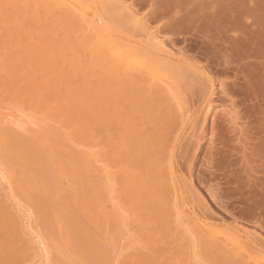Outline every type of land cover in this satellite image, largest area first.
I'll use <instances>...</instances> for the list:
<instances>
[{
  "label": "rangeland",
  "instance_id": "1",
  "mask_svg": "<svg viewBox=\"0 0 264 264\" xmlns=\"http://www.w3.org/2000/svg\"><path fill=\"white\" fill-rule=\"evenodd\" d=\"M13 1L0 0V16L6 13L9 20L7 30L4 27L0 29V36L13 32L15 37L20 36L23 37L22 40H26L23 42L19 39L20 37L16 38L23 44L16 41L13 44L10 43L12 46L15 45L14 47L7 44L6 47L9 46L6 49L11 52L12 48H14L12 51L20 47L26 48L24 53L27 55L29 53L30 56L31 53L32 56H39L43 52L44 56L48 51L47 55L54 53L57 55L58 52L55 49L47 50L48 48H44L47 46L35 44L34 38L38 37L37 39L44 41L45 36L49 34L53 36L55 31L60 37L64 29L54 31V26L53 30H49L51 32H46L52 21L44 18L47 20L45 22L42 18L40 20L43 24H39L40 21L31 20L27 12L36 3L32 5L31 0ZM103 1L109 3L112 9L120 11L116 20L111 18L115 23L113 27L115 30H121L139 38L145 37L144 39L147 40L151 32L164 42L165 49L173 53L174 57L186 58L185 60L189 63L195 64L197 73L205 72L210 84L207 93L210 92L212 97L203 103L201 95L188 96L187 102H190L186 105H190L189 112L194 111L195 122H198L194 128L190 126L191 128L186 129L183 144L177 150L178 174L181 182L179 186H172L155 181L128 184L121 179L117 150L130 140L123 137L122 139L114 132L121 128L118 125L121 122L124 123L123 117L127 114L129 125L142 123L140 127L149 123L142 122L149 114L142 118L141 116L144 115L142 112L140 115V112L132 113V108L128 110L129 112L125 110L129 107L125 94L127 91L126 96L132 94L129 90L123 91L121 88L122 91L113 93V96L108 93L109 97L105 95L107 100L102 95L104 101L100 100L102 103L99 101L98 110L108 115L106 119H109L106 120L107 122L104 121L107 124L102 126V123L93 121L95 123L93 125L90 122L94 129L89 127V131L94 132H90V137H93L89 139L92 140L95 146L92 145V147L100 156L101 162L99 161L100 163L98 162L96 166L100 167L102 164L105 168L107 167L102 170V175L107 173L108 169L112 171L108 177L112 176L115 181L113 200H110L106 190L104 176H100L102 167L92 166L91 168L77 163L75 169L67 165L56 169L58 163L64 160L62 156L71 157L76 152L60 137L54 139V148L57 149L55 156H59V159L55 157L52 161L47 150L41 148L39 140L32 139L28 132L15 134L11 138L12 143H16L15 146L19 143L23 147L20 148V153H31L30 159L33 162L28 168L20 163V168L24 170L23 174L26 178L37 180L39 183V189L31 191L37 215V220L34 222L37 231L50 233L52 217H58L59 227H62L64 231L63 238L61 233L57 236L61 238L64 255L68 256V261L72 264H229V258L218 254L216 250L203 256L196 255L198 247L192 243L193 240H190L188 229L190 231L194 227V230L198 228L204 232L207 227V230L210 228L212 232H215V242H221L224 247L227 246L226 248L232 245L229 238L234 237L242 242L246 250L251 251L249 254H252L254 249H262L263 257L260 264H264V0ZM21 2H26L23 4L24 7L20 5ZM26 4L32 7L28 5L26 10ZM16 6L23 11L16 9ZM25 11L29 14V18L26 17ZM21 12L24 13L20 14ZM140 23L145 24L146 29ZM38 28L46 30L42 31L45 36L40 34ZM65 34L68 35V32ZM30 37L33 39L31 43ZM30 48L33 49L28 52ZM61 50L63 52L60 48L59 57H61ZM65 50L68 52L67 49ZM17 51L20 52V50ZM0 52L5 53L2 45H0ZM21 54L25 55L23 52ZM28 76L34 81H39L41 75L37 71H31ZM190 77L173 86L181 84L185 87L184 90L190 91L194 87L197 91L198 85L191 83L194 78ZM105 78L107 79H104V85L109 86L111 83L115 90L117 80L110 79L108 75ZM55 84L58 88L61 87V92L65 90L64 83L57 81ZM89 85L90 88L98 86L94 82H90ZM32 91L35 93L37 89ZM40 94L34 95L40 96ZM55 94L57 95L56 92ZM8 97L5 86L0 85V106L7 105L11 98ZM59 97L65 98L62 95ZM208 101L211 104L210 108H208ZM121 110L122 113L124 112L123 117ZM134 113L140 115L137 117L141 121L133 118L136 117ZM152 117L151 114L147 120L156 118ZM127 120H125V126L128 125ZM173 120L170 117L164 122L171 124ZM99 124L100 127H98ZM187 144L190 149L186 150L184 146ZM140 154H146V152L136 151L134 155H137V159L134 160L133 167L147 174V171L151 172L152 168L146 165V159L139 158ZM165 157L167 158L168 155ZM61 172H65L70 181L77 183L74 187L78 189V192L74 188L57 196L58 193L53 189ZM82 182L86 183L85 188L81 187ZM65 184L67 186L68 182L66 181ZM6 192L0 181V210L7 206L15 211L17 208L12 199L6 198ZM94 199L101 202L104 208L100 210L102 214L98 210V201L95 200L96 205ZM85 200L91 202H89L91 208L89 203L86 204V213L81 208ZM176 202H180L181 206L184 204L186 208L183 206L182 209L186 210V214L190 217L198 216L201 223L191 222L190 225L186 223V227L184 223L182 227V223L180 224L175 214L173 215ZM113 204L121 207L123 217L117 214ZM3 217L8 216L0 213V264H36L39 253L36 243L29 242L27 239L30 237L24 233L14 235L12 229L9 232L10 225L2 222ZM217 232L218 234L224 232V236L216 235ZM10 233L13 234L10 235ZM203 244L206 245V242ZM203 244L201 246H204ZM245 254L248 256L247 253L242 252L238 258L243 260ZM58 256L55 254L56 259ZM55 257H52V260Z\"/></svg>",
  "mask_w": 264,
  "mask_h": 264
},
{
  "label": "bare ground",
  "instance_id": "2",
  "mask_svg": "<svg viewBox=\"0 0 264 264\" xmlns=\"http://www.w3.org/2000/svg\"><path fill=\"white\" fill-rule=\"evenodd\" d=\"M27 1L28 0H26V2ZM31 2H33L32 5L36 3L32 9L27 11L30 14L31 20H38L40 21L39 24L42 23L40 20L42 18L45 22H47L48 19V21H52V24L55 22L56 25L54 23L53 27L50 23L51 28L46 26L49 27L47 31L45 30L46 32L50 29L53 30L52 28H54V26V31L55 29L57 31L64 29L62 35H66L65 33L68 32V35H63L64 37L59 32V37L56 31L55 33L52 31L54 35H47V39L41 27L37 30H40V34H43L46 40L45 37L44 41L36 37L34 38V43L47 46H43L44 48H48L47 50L55 49L58 53L59 49L62 48L63 52L65 51L66 54H63L61 50V57H59L60 55L58 53L57 55H55V53L53 55H47L48 51L45 52L46 55L43 56L42 54H44V52L40 50L43 53L39 54V56H32V53L30 56L28 52H31L33 48H30V50L28 49L27 55L24 53L26 48H22L23 51H21L22 49L19 46V44L22 45L26 39L22 40L23 37L21 38L20 36V38L17 36L15 37L13 32L0 36V45L5 48V53L0 52V85L5 86V90L9 97H11H8L9 102L6 106H0V181L7 191L6 198L12 199L14 206L17 208L15 211H12L7 206H4V209H1L0 213L2 215L7 214L8 216L3 217L2 222L10 225L9 232H11L12 229L14 235H22L24 233L30 237L27 239L29 242L36 243L39 252L36 264H72L68 261V256L64 255L61 238L57 236L58 233H61L63 238L64 231L62 227H59L58 217H52V231L50 233L45 234L39 232L34 225V222L37 220V215L34 209L31 191L38 190L39 183L37 180L26 178L23 174L24 170L20 168V163L27 168L32 166L33 162L30 159L31 153H20V148L23 147L19 143L15 146L16 143H12L13 141L11 138H13L15 134H26L25 132H28L30 134L28 135L32 139L40 141L41 148L47 150V153L52 157V161H54L55 157L59 159V156H55L57 149L54 148V139L60 137L69 147L76 150V152L71 157L62 156L64 160L62 163H58L56 169H60L65 165L75 169L77 163H82L92 168V166H96L100 161V156L98 155V151L92 147V145L94 146L91 140L93 136L90 137L91 130L89 131V127L92 130L94 129L93 125L95 123H93V121L100 124L102 123L101 126L106 125L107 123L105 122L109 119H106L108 115L106 116V114L98 110L102 95L105 97V95L108 96L109 94H115V92H121L122 89L123 91L129 90V93L132 94L126 96L128 93L127 91V93L125 92V97L128 99L127 101H129L128 106L130 108L128 107V109L125 110L128 111L132 108V113L140 112V115L141 112L144 113V115L141 116L142 118L148 114L150 116L152 114V118H156L148 121L147 117L150 118V116L148 115L145 117V121L142 122H149L148 124H144V127L147 125L145 129L144 127H140L142 123L130 124L132 126L130 127V121L127 120L128 114L126 113V117H123L124 112L122 113L121 110L122 114H120L124 118V123H119L120 125H118V127L121 126V128L115 130L116 132H114V134L120 135L119 137L121 138H128V141L130 140L117 150L119 151V167L122 174L121 179L128 184H141L146 181H155L165 185L179 186L181 180L178 174L179 159L176 153L183 144L182 142L186 129H188V127L194 128L198 122H195L196 115L194 111H190L191 113L189 112L190 105L186 104L190 101H187L190 95L194 94H196V96L197 94L201 95L203 97L202 100H204L203 103L212 96L210 92L207 93L210 85L207 81V74L205 72H195L197 66L193 63H189L185 60L186 58L174 57L172 55L173 53L165 49L164 42L158 36L152 35L150 32V36H148L149 40H147L144 39L145 37L139 38L136 35L121 30H115L113 28L115 23L111 18L116 20L120 15V11L115 8L112 9V6L106 1L31 0ZM21 3L20 5L22 6L24 3ZM28 5L30 7V4ZM28 5L25 9L28 8ZM16 7L14 8L23 11L18 6ZM23 13L24 12H21L20 14ZM28 13L26 14L25 11L27 18H29ZM5 14L6 13L0 16V29L4 27V29L7 30L9 20L7 19L8 17H6L7 14ZM132 17H134V15ZM135 22H137V20ZM19 24H21V22ZM141 26L144 29L147 27L145 24H141ZM37 34L39 33L37 32ZM16 38H19L23 42H18ZM30 38L32 39V37ZM16 41L19 43H16V45L20 47L19 49L12 51L14 50V48H12L11 52L9 49H6L9 46L6 47L7 44H13ZM31 41H33V39L30 40V43ZM14 46L15 45L12 47ZM65 49H67L68 52H66ZM17 50H20V52ZM22 52L25 55H22ZM31 71L40 73L41 76L39 81H34L32 77L28 76ZM107 75L110 76V79L117 80L118 83H116L117 88H115V90L111 83L110 85L107 84L109 86L104 85V79H107L105 78ZM188 76H191V79L194 78L190 81L191 83L194 82L195 86L196 84L198 85L197 88L199 89H197V91L194 87L190 91L184 90L183 88L185 87L181 84L173 86L174 84L183 82ZM51 79H53V82H51ZM57 81L65 84V90L62 92L60 90L61 87L58 88L55 84ZM89 81L96 83L98 85H96L97 88H92L94 86H92L93 83L90 88ZM186 82H188V80ZM116 84H114L115 87ZM170 85H172L173 88ZM169 87H171V89ZM189 87H191V85ZM32 89H37V92L34 93ZM34 94H40V96ZM60 95L65 98L59 97ZM105 100H107V98ZM103 101L104 100H102V102ZM138 106L140 107L136 108ZM210 106L211 104L208 101V108H210ZM66 112L68 114H65ZM132 113L130 112V114ZM135 113L134 116L136 117L133 118L137 119V116L140 115H136ZM170 117L171 120H173L174 117L173 122L171 121V124H166L164 122L165 119H169ZM125 120L128 121H126V123H128L127 126H125ZM139 121H141V119H139ZM90 122L93 123V125ZM100 124L98 127H100ZM90 144L91 147H89ZM184 147L186 150L190 149L188 144ZM137 150L146 152V154H140L139 158L147 160L146 165L152 168L151 172L147 171L146 174L133 167V162L137 159V155H134ZM167 155L168 157L166 158L165 156ZM100 165L102 168L99 166L96 167L101 169V176L102 170L107 167L105 168L102 164ZM111 174L112 171L108 169L107 173L102 175L104 176V180H102L106 182L104 183L107 185L106 190L110 195V200H113L115 181L112 176H110L111 178L108 177ZM106 177L108 178L106 179ZM66 181L68 182L67 186L65 184ZM76 184V182H72L68 179L65 172H61L53 190L58 193L57 196H60L61 194L73 190ZM85 186L86 183L82 182L81 187L85 188ZM75 190L78 192L77 188H75ZM179 195H181V193ZM95 200L96 199H94V201ZM96 201H98V210L100 214H102L101 211L104 208L98 199ZM89 202L85 200L81 205L85 213L87 211L86 204ZM90 203L89 206L91 208ZM179 203L180 202H176L174 211H172L177 221L180 224L182 223V227L184 223L185 227L186 223H189L188 225H190L191 222L201 223V219L198 216H188L185 212L186 210L182 209L184 204L181 206ZM114 208H116L117 214L123 217L121 207L119 208L118 205V207L115 206ZM183 208L186 207L184 206ZM104 211L103 213H105ZM203 224L205 226V223ZM206 230L202 232L198 230V228L194 230V227L190 231L188 229L190 240H193L192 243H194V245L196 244V247H198L196 255L199 254L203 256L212 250H216L218 254H223L224 257L229 258H227L230 261L229 264H248L251 262L260 264L262 262V249H254V252L252 251V254H249L251 251L248 249L246 250V247H244V245L241 244L242 242L236 237V239H234V237L229 238L232 245L230 248H226L227 246L224 247L221 242H215V232H212L210 228V231ZM188 232L186 231V235ZM13 233H10V235ZM216 235L224 236V232L220 234L217 232ZM204 242H206V245L203 244ZM201 244L204 246H201ZM242 252L248 254V256L245 254V258L248 257V259L244 258L242 260L238 258ZM55 254L59 255L57 259ZM121 255L123 254L121 253ZM52 257H55V259L52 260Z\"/></svg>",
  "mask_w": 264,
  "mask_h": 264
}]
</instances>
